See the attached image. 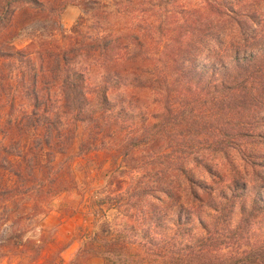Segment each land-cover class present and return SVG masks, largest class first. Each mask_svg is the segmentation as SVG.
<instances>
[{"label":"trees","instance_id":"1","mask_svg":"<svg viewBox=\"0 0 264 264\" xmlns=\"http://www.w3.org/2000/svg\"><path fill=\"white\" fill-rule=\"evenodd\" d=\"M206 3L197 11L191 30L175 39L177 44L156 78L149 79V88L164 100V112L157 115L158 123L144 131L143 141L132 142L135 147L166 136L175 144L174 150L159 156L166 165L157 173L156 185L130 195V200H140L138 219L143 225L140 242L131 244L154 256V262L199 264L203 255L214 254L222 246H243L256 225L264 223V174L258 170L264 165L256 156L248 163L258 172V183L250 187L236 183L220 218L195 243L188 241L193 210L182 202L173 173L186 178L189 204L202 202L199 190L206 192L208 185L183 167L193 150L227 152L250 137L264 142V0ZM41 6L40 0H0V169L16 177L12 187L0 185V201L14 200L17 206L18 199H34L38 204L76 186L70 162L77 156L72 150L81 128L88 129L89 138L79 144L78 154L97 150L98 138L110 128L123 130L135 120L122 94L112 96L123 85L122 74L112 70L117 58L113 40L81 36L64 50L44 45L33 51L16 49L2 37L23 7ZM255 44L257 49L252 48ZM83 53L110 70L100 84L94 85L88 69L78 64ZM20 130L36 132L27 149L17 144ZM12 156L19 160L13 161ZM238 204L239 223L235 229L225 227ZM101 235L91 236L78 257L97 248L96 244L110 250L129 248L116 239L101 241ZM98 250L99 255L102 249ZM241 255L223 264H264V240ZM133 261L145 264L146 259Z\"/></svg>","mask_w":264,"mask_h":264},{"label":"rangeland","instance_id":"2","mask_svg":"<svg viewBox=\"0 0 264 264\" xmlns=\"http://www.w3.org/2000/svg\"><path fill=\"white\" fill-rule=\"evenodd\" d=\"M40 1L42 6L36 9L24 6L2 37L16 49L33 51L44 45L64 50L81 36L113 40L117 58L113 59L112 70L122 74L123 85L112 96L122 94L135 120L123 130L110 128L105 136L98 138L97 150L93 148L82 154H78V146L88 140L89 133L88 129L79 130L76 149L72 150L77 156L70 162L76 183L72 190L38 204L34 199H18V206L14 200L0 201V264H134L133 260L139 258H145V264H167L154 262V256L131 244L133 240L140 242L143 225L138 219L140 200H130V195H139L143 188L156 185L157 173L166 165L159 156L170 153L175 144L166 136L159 142H141L135 147L132 142L143 141L144 131L158 123L157 115L164 112V100L149 88V79L156 78L166 64L177 44L175 39L191 30L197 11L206 7V0ZM252 48L257 49L256 44ZM95 59L83 53L77 63L88 69L91 82L98 85L110 70ZM2 128L0 122V144ZM20 131L16 143L27 149L36 132ZM261 131L264 133V127ZM256 156L264 165V142L254 137L246 138L243 146L229 148L227 152L193 150L184 159L183 167L208 185L206 192L199 190L202 202L189 204L186 178L173 173L172 179L178 177L174 186L181 193L182 202L193 210L190 244L205 235V228L220 218L221 210L230 203L226 198H232L236 183L239 187L258 183V172L248 163ZM11 159L19 160L15 156ZM258 170L264 174V168L258 167ZM15 181L10 171L0 169L1 186L12 187ZM230 213L233 216L224 225L235 229L241 218L240 205ZM95 233L102 234L101 241L110 243L116 239L129 248L110 250L108 246L96 244L97 248L78 257ZM219 236L223 239L222 234ZM247 237L243 246H222L214 254L203 255L199 264L230 263L232 257H241L244 250H252L264 240V223L256 225ZM98 248L102 249L99 255Z\"/></svg>","mask_w":264,"mask_h":264}]
</instances>
